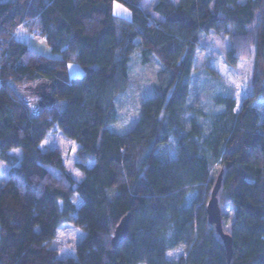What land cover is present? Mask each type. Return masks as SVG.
Listing matches in <instances>:
<instances>
[{
  "label": "trees",
  "instance_id": "16d2710c",
  "mask_svg": "<svg viewBox=\"0 0 264 264\" xmlns=\"http://www.w3.org/2000/svg\"><path fill=\"white\" fill-rule=\"evenodd\" d=\"M115 2L128 18L114 14ZM21 25L57 55L16 39ZM210 31L227 35L231 67L254 47L252 92L238 112L230 95L215 97L216 111L188 103L195 50ZM136 50L142 64L153 57L160 66L156 94L141 102L132 128L113 132V99L127 87ZM69 62L80 75L69 76ZM259 98L264 0L0 1V160L9 166L0 185V264H264ZM220 170L230 262L205 212ZM126 212L127 235L113 248ZM75 236L68 249L51 246Z\"/></svg>",
  "mask_w": 264,
  "mask_h": 264
},
{
  "label": "rangeland",
  "instance_id": "374dc122",
  "mask_svg": "<svg viewBox=\"0 0 264 264\" xmlns=\"http://www.w3.org/2000/svg\"><path fill=\"white\" fill-rule=\"evenodd\" d=\"M170 1L176 3L177 0ZM113 9L116 12H129L125 6L117 2L114 3ZM22 29H18L16 33L18 39H26V43L39 53L57 55L50 50L43 37H34ZM136 43L138 45V40H136ZM228 48L229 41L227 35L210 31L199 38L192 64L191 94L188 100L191 106L202 108L207 112L216 111L219 107L216 106L214 99L217 95L223 94L230 95L235 99L234 111L238 112L241 100L251 94L254 47L251 48V55L248 58L240 59L235 67H231L225 63L224 54ZM75 68L79 71L78 73ZM78 68L80 67L76 63L69 62V76L79 75L80 69ZM159 68L158 62L153 57L150 58L148 63L142 64L137 50L130 55L128 62V84L113 99L115 120L107 125L110 131L124 133L132 128L139 117L141 102L145 98L156 94L155 84ZM255 106L261 116H263L264 99L259 98ZM20 152V149L10 150V153L18 155ZM8 169L9 166L0 160V185L7 177ZM67 169L77 182L80 181L81 173L71 162L67 164ZM217 174L218 172H216L215 178ZM220 209L222 215L223 209L221 206ZM229 222H224L222 219L223 228L224 225L228 226ZM224 230L227 231L225 228ZM77 239H80V236H75L73 240L66 243L54 239L51 246L68 249L74 245ZM167 257L171 260H176L179 257V253L177 251H169Z\"/></svg>",
  "mask_w": 264,
  "mask_h": 264
},
{
  "label": "water",
  "instance_id": "95a60500",
  "mask_svg": "<svg viewBox=\"0 0 264 264\" xmlns=\"http://www.w3.org/2000/svg\"><path fill=\"white\" fill-rule=\"evenodd\" d=\"M222 174L223 170H220L215 178L209 197L205 203V212L208 223L213 225L215 232L219 235L222 241L226 260L230 262L233 254L232 236L223 228L221 209L217 197L221 186ZM130 220L131 213L126 212L115 225L113 236L111 238V244L113 248H116L118 244L126 237Z\"/></svg>",
  "mask_w": 264,
  "mask_h": 264
},
{
  "label": "crops",
  "instance_id": "0c3cea01",
  "mask_svg": "<svg viewBox=\"0 0 264 264\" xmlns=\"http://www.w3.org/2000/svg\"><path fill=\"white\" fill-rule=\"evenodd\" d=\"M0 1H2V0H0ZM127 9V8H126ZM128 10V9H127ZM129 11V10H128ZM113 12H114V14L115 15H117L118 17H123V18H128L129 16H130V12H126V11H122V12H116L114 9H113ZM24 29L25 30V28H24V26H19L18 28H17V30L15 31L16 33H17V31H18V29ZM22 29V30H23ZM16 33H15V38L16 39H18L17 38V35H16ZM27 33V32H26ZM18 40H20V41H23V42H25L26 43V39L25 40H21V39H18ZM27 44V43H26ZM76 69V72L78 73L79 71L77 70V68H75ZM78 69H80V68H78ZM81 74V69H80V73H79V75ZM78 76V75H77Z\"/></svg>",
  "mask_w": 264,
  "mask_h": 264
}]
</instances>
